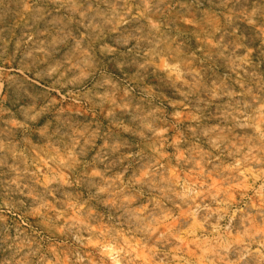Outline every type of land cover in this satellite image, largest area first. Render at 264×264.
<instances>
[{
	"label": "clouds",
	"instance_id": "9594fccd",
	"mask_svg": "<svg viewBox=\"0 0 264 264\" xmlns=\"http://www.w3.org/2000/svg\"><path fill=\"white\" fill-rule=\"evenodd\" d=\"M0 264H264V0H0Z\"/></svg>",
	"mask_w": 264,
	"mask_h": 264
}]
</instances>
